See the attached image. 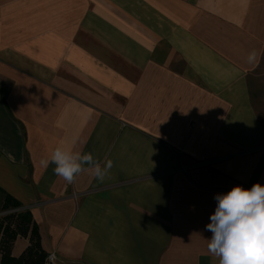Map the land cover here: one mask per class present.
<instances>
[{
	"label": "crops",
	"instance_id": "0c3cea01",
	"mask_svg": "<svg viewBox=\"0 0 264 264\" xmlns=\"http://www.w3.org/2000/svg\"><path fill=\"white\" fill-rule=\"evenodd\" d=\"M263 90L264 0H0V189L58 264H219L215 195L264 185ZM72 139L103 183L41 163Z\"/></svg>",
	"mask_w": 264,
	"mask_h": 264
},
{
	"label": "clouds",
	"instance_id": "9594fccd",
	"mask_svg": "<svg viewBox=\"0 0 264 264\" xmlns=\"http://www.w3.org/2000/svg\"><path fill=\"white\" fill-rule=\"evenodd\" d=\"M247 59L256 62L257 51L253 49ZM75 144V139L64 142L41 163L45 167L55 165L54 173L68 183L84 171L101 183L110 177L112 160L102 166L91 152L75 151ZM214 199L217 205L206 225L212 233L209 253L218 258L219 264H264V185L255 183L250 189L237 185Z\"/></svg>",
	"mask_w": 264,
	"mask_h": 264
},
{
	"label": "trees",
	"instance_id": "16d2710c",
	"mask_svg": "<svg viewBox=\"0 0 264 264\" xmlns=\"http://www.w3.org/2000/svg\"><path fill=\"white\" fill-rule=\"evenodd\" d=\"M0 195L2 211L12 212L0 217V264H43L46 254L40 247L38 229L29 211L20 210L21 204L1 189ZM18 236L28 237L29 245L20 257L13 258L11 247Z\"/></svg>",
	"mask_w": 264,
	"mask_h": 264
},
{
	"label": "built area",
	"instance_id": "2783aa9c",
	"mask_svg": "<svg viewBox=\"0 0 264 264\" xmlns=\"http://www.w3.org/2000/svg\"><path fill=\"white\" fill-rule=\"evenodd\" d=\"M44 264H58L55 253H49L44 259Z\"/></svg>",
	"mask_w": 264,
	"mask_h": 264
},
{
	"label": "rangeland",
	"instance_id": "374dc122",
	"mask_svg": "<svg viewBox=\"0 0 264 264\" xmlns=\"http://www.w3.org/2000/svg\"><path fill=\"white\" fill-rule=\"evenodd\" d=\"M258 108L260 109V111H262V113H260L261 114V116L263 117V119H264V90H263V92H262V97H261V99H260V103L258 104ZM1 198H0V213H5V212H3L2 211V209H1V204H2V202H1ZM4 216V215H3Z\"/></svg>",
	"mask_w": 264,
	"mask_h": 264
}]
</instances>
